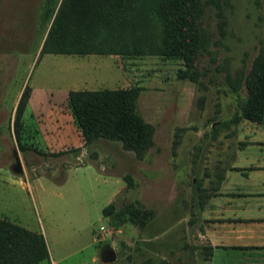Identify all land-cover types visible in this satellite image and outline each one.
<instances>
[{
  "label": "rangeland",
  "instance_id": "374dc122",
  "mask_svg": "<svg viewBox=\"0 0 264 264\" xmlns=\"http://www.w3.org/2000/svg\"><path fill=\"white\" fill-rule=\"evenodd\" d=\"M55 1L0 0V217L44 235L49 258L37 264H204V243L190 231L192 178L203 177L201 143L212 139V126L230 118L246 96L245 76L264 47V0H220V7L206 8L213 53L196 61V80L178 77L182 59L157 54H42L50 25L41 19L42 7ZM26 85L52 95V109L65 112L70 89L138 85V110L152 125V144L138 154L101 138L76 157L47 145L29 106L18 140L13 120ZM42 109L49 121V107ZM56 115L51 129L65 127ZM252 124L222 127L213 139L233 140ZM194 143L201 145L192 163ZM15 151L21 174L12 170ZM112 200L135 203L140 217L112 228L101 211ZM105 244L114 248V261L100 260Z\"/></svg>",
  "mask_w": 264,
  "mask_h": 264
},
{
  "label": "trees",
  "instance_id": "16d2710c",
  "mask_svg": "<svg viewBox=\"0 0 264 264\" xmlns=\"http://www.w3.org/2000/svg\"><path fill=\"white\" fill-rule=\"evenodd\" d=\"M57 1L42 7V21L50 20L42 54H157L182 59L178 77L196 80V61L213 53L203 16L208 6L220 7V0H61L56 9ZM244 82L246 96L238 102L239 109L213 125L212 136L241 119L264 123V47ZM230 86L236 90L239 83ZM140 89L132 85L68 91L67 104L86 146L105 138L138 154L150 147L153 129L138 110ZM30 92L31 86L26 85L15 110L13 131L18 140ZM140 214L132 202L118 205L112 200L102 208L114 229L126 221L135 223ZM48 258L41 232L0 217V264H37Z\"/></svg>",
  "mask_w": 264,
  "mask_h": 264
},
{
  "label": "crops",
  "instance_id": "0c3cea01",
  "mask_svg": "<svg viewBox=\"0 0 264 264\" xmlns=\"http://www.w3.org/2000/svg\"><path fill=\"white\" fill-rule=\"evenodd\" d=\"M65 92L67 98L68 91ZM51 101L52 95L44 90L36 94L35 87L31 86L24 111L30 107L31 115L38 122L37 131L43 133L47 145L71 150L68 153L76 157L86 154L87 146L69 107L66 112L60 106L53 110ZM43 107H49V121L44 117ZM56 112L60 113L66 126H54L58 133L53 135L50 124L58 123L54 118L58 116ZM243 120L253 124L240 129L241 136L236 132L233 140L215 141V134H211L212 139L201 143L206 165L202 178H192L190 209L194 208V211L190 231L196 232L204 243V254L201 255L204 264H264V123L241 119L234 126L237 131ZM23 124L25 127L24 120ZM223 127L222 130L230 128ZM201 144L190 146L192 163Z\"/></svg>",
  "mask_w": 264,
  "mask_h": 264
},
{
  "label": "water",
  "instance_id": "95a60500",
  "mask_svg": "<svg viewBox=\"0 0 264 264\" xmlns=\"http://www.w3.org/2000/svg\"><path fill=\"white\" fill-rule=\"evenodd\" d=\"M12 170L16 174L22 173V164L20 162L19 156L15 151V163L12 167ZM99 258L102 262H111L116 259V252L110 244H105L102 246L99 252Z\"/></svg>",
  "mask_w": 264,
  "mask_h": 264
},
{
  "label": "built area",
  "instance_id": "2783aa9c",
  "mask_svg": "<svg viewBox=\"0 0 264 264\" xmlns=\"http://www.w3.org/2000/svg\"><path fill=\"white\" fill-rule=\"evenodd\" d=\"M100 229H103V226H101Z\"/></svg>",
  "mask_w": 264,
  "mask_h": 264
}]
</instances>
